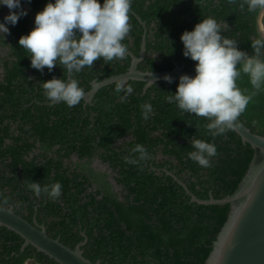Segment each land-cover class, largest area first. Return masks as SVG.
I'll return each mask as SVG.
<instances>
[{"label":"trees","instance_id":"trees-1","mask_svg":"<svg viewBox=\"0 0 264 264\" xmlns=\"http://www.w3.org/2000/svg\"><path fill=\"white\" fill-rule=\"evenodd\" d=\"M48 2L21 0V7L28 8L27 15L15 26L6 25L9 34L0 37V196L8 200L4 207L13 206L30 223L36 219L50 237L72 249L86 238L82 250L92 262L205 264L230 206L191 202L184 187L167 172L197 198L221 200L236 191L254 151L232 129L213 138L206 129V118L183 113L167 102L166 95L175 93L177 81H160L145 93L144 82H130L127 85L134 92L123 102L120 97L124 93L115 91L120 82H115L101 88L92 105H85L82 99L71 108L64 103L50 106L41 83L66 78L63 66L37 71L30 66L29 52L18 44L20 37L33 29L36 13ZM260 13L241 12L227 0H208L206 5L200 0H133L131 30L123 43L138 57L146 36V57L138 66L140 71L172 70L170 62L176 61L194 73L195 62L182 55L180 36L185 30L191 31L202 19L214 16L228 26L221 34L235 39L238 49L251 56ZM3 14L4 6H0V22ZM262 22L264 25V16ZM150 50L160 52V57L149 56ZM130 60V56L107 63L97 60L76 78L86 92L92 89L94 79L101 82L127 72ZM236 83L246 95L256 91L243 73ZM146 102L154 109L148 120L142 118L141 105ZM239 119L251 132L264 136V88L253 96ZM150 128L161 130L168 140L163 152L176 155L180 166L114 167L113 178L120 188L115 190L107 173L90 164L75 168L65 164L71 152L92 156L95 148H111L115 139L129 131L137 141L128 146H150ZM195 138L215 143L217 156L211 167L203 168L188 158ZM29 182L42 186L59 182L61 196L56 200L45 194L37 198L28 189ZM0 231V264H24L29 259L31 264H57L32 246L21 251L24 241L20 236L4 227Z\"/></svg>","mask_w":264,"mask_h":264},{"label":"clouds","instance_id":"clouds-1","mask_svg":"<svg viewBox=\"0 0 264 264\" xmlns=\"http://www.w3.org/2000/svg\"><path fill=\"white\" fill-rule=\"evenodd\" d=\"M24 2L30 4L31 0ZM132 2L103 0L101 4L99 0H49L43 10L36 13L33 29L21 36L18 44L29 52L30 66L37 71L43 72L45 68L51 71L57 65L63 66L66 78H52L41 83L50 106L64 103L71 108L78 105L85 93L76 74L91 68L97 60L102 59L107 63L126 57L128 48L123 41L131 30ZM207 2L200 0L201 4L206 5ZM227 2L237 5L241 12H262L259 23L262 21L264 0ZM0 6H4V13L6 7L9 10V14L0 22V37L4 38L9 34L6 25L15 26L19 19L27 15L28 8L25 10L21 7V0H0ZM227 31L224 20L207 16L191 31L182 33V55L195 62V75L180 76L175 93L166 95L167 102L175 104L181 112L206 118V129L213 138L231 130L253 96L264 88V33L251 40L253 55L249 56L238 49L235 39L221 34ZM237 65L241 67L238 69ZM241 73L249 77L250 84L256 90L250 95L244 94L237 86L236 81ZM148 75L151 76L152 72ZM163 79L167 83L173 82L168 75ZM148 83L154 85L155 81L149 80ZM115 91L124 93L120 97L123 102L134 89L120 82ZM141 108L144 120L154 114L151 103H144ZM191 143L193 150L187 153L188 158L203 168L211 167L212 158L217 156L215 143L198 138ZM131 153L138 156L126 157L128 164L138 165L150 158L141 144H136ZM27 187L37 198L45 194L47 198L56 200L62 193L59 182L47 186L29 182ZM7 204L8 200L0 196V208Z\"/></svg>","mask_w":264,"mask_h":264},{"label":"water","instance_id":"water-1","mask_svg":"<svg viewBox=\"0 0 264 264\" xmlns=\"http://www.w3.org/2000/svg\"><path fill=\"white\" fill-rule=\"evenodd\" d=\"M141 24L144 25L142 21ZM260 29L264 33L262 21H260ZM145 46L146 36L144 35L140 57L127 53L132 59L127 72L99 83L93 82L92 90L85 93L82 99L90 102L99 89L115 82H123L124 85L129 81L144 82L146 87H150L153 84H149V80L165 81L163 79L165 75L177 82L182 75L190 77L195 75L178 64L172 70L152 72L151 76L148 75L150 72L140 71L138 64L145 57ZM232 130L254 151L246 174L232 195L221 200H215L213 197L209 200H201L192 194L175 175L169 172L167 174L184 187L191 202L201 205L230 206L227 221L219 232L205 264H264V136L251 132L239 118ZM0 227L6 228L23 239L21 251L32 246L37 252L43 253L57 264H101L100 261L92 262L84 256L82 247L87 242L86 238L72 249L59 239L50 237L46 227L39 224L36 219L30 223L18 215L13 206L0 208Z\"/></svg>","mask_w":264,"mask_h":264},{"label":"flooded vegetation","instance_id":"flooded-vegetation-1","mask_svg":"<svg viewBox=\"0 0 264 264\" xmlns=\"http://www.w3.org/2000/svg\"><path fill=\"white\" fill-rule=\"evenodd\" d=\"M259 19H260V16L258 17V20H257V26H258V32H259V34H261L263 32L260 29ZM152 33L153 32H150L151 37H152ZM128 52L131 53L132 55H134L132 51L128 50ZM148 55L158 59L160 57V52L150 50L148 52ZM126 56H129V55H126ZM139 57H140V55L138 56V58ZM145 57H146V55H145ZM145 57H144V59H145ZM131 60H130V65L132 62ZM143 61L144 60H142L140 63H142ZM140 63L138 64V66L140 65ZM170 64L173 66V68L175 67L176 64L180 65L176 61H171ZM180 66H184V65H180ZM93 82H98V81L96 79H94L91 82V85ZM130 82H134V81H129L125 85L129 84ZM159 82H155V84L159 83ZM153 86L154 85H151L150 87H146V83H145V85L143 86V93L148 92L150 90V88ZM90 90H92V89H90ZM90 90L86 91L84 93H88V92H90ZM95 95L93 97L92 102L91 101L87 102V101L83 100L84 103L86 105H88V104L92 105L94 102ZM146 103H148V102H146ZM114 116H116V115H114ZM116 118H118V117H116ZM148 122H154V120L148 121ZM148 130L151 133L153 143H150V146H149V144H145L144 147L147 149V152H148L150 158L145 160V161L140 162L138 165L145 166V167H151V168L161 167L162 169H166L167 167H172V166H175V167L180 166V162H179L176 155L170 156V155H166L163 152L164 151V145L168 140H167V138L163 137L161 130L160 129L154 130L153 128L147 129V131ZM97 140H100V138H97ZM134 140L135 139H134L133 135L131 134V131H129V132L125 133L124 135H122L121 137H118L117 139H115L111 148H105V149H101L99 147L95 148L93 150L92 156L82 155V157H81L76 152H71V154H69V156L65 158V164L69 165V167H71V168L78 167L77 166L78 164H81L84 167H86L85 165L90 164L91 167H93L94 169H98V171H100L101 173H107V176H108L107 180H109L111 185L115 187V190H118L120 188L118 186H116V182L113 178L114 172L112 171V168L119 167V166L120 167L121 166H128L129 167L131 165V164L126 163L125 158L130 156V155L138 156V154L131 153L132 147L127 145L129 142L134 141ZM135 141H137V139ZM79 227H81V226H79ZM1 233H2V231H0V234ZM6 258H9V257H6ZM1 259L2 258H0V261H1ZM27 262L29 264H31L32 260L29 259L24 264H26Z\"/></svg>","mask_w":264,"mask_h":264},{"label":"rangeland","instance_id":"rangeland-1","mask_svg":"<svg viewBox=\"0 0 264 264\" xmlns=\"http://www.w3.org/2000/svg\"><path fill=\"white\" fill-rule=\"evenodd\" d=\"M5 7H6V6H5ZM5 11H6V12L3 14V18H4L7 14H9V10L7 9V7H6ZM260 15L262 16V12H261ZM26 264H29V263L27 262Z\"/></svg>","mask_w":264,"mask_h":264}]
</instances>
